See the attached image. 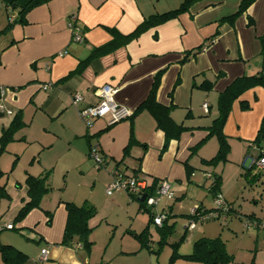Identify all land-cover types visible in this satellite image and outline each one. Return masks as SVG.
Listing matches in <instances>:
<instances>
[{
  "label": "crops",
  "instance_id": "crops-1",
  "mask_svg": "<svg viewBox=\"0 0 264 264\" xmlns=\"http://www.w3.org/2000/svg\"><path fill=\"white\" fill-rule=\"evenodd\" d=\"M243 1L193 0L177 17L90 59L94 48L111 39L109 29L127 35L149 16L178 9L183 0H48L21 17L17 10L4 6L7 21L0 23V31L6 22L10 27L0 36V88L4 89L0 119L8 122L0 124V135L20 112L24 126L18 131L21 136H13V141L27 139L33 127L37 148L31 152L24 178H13L9 187L4 185L8 198L0 199L4 209H0V245L22 252L26 256L23 264H111L110 260L93 259L90 249L86 250L76 236L67 245L61 243L67 219L64 202L70 201H51L43 196L38 208L15 221L28 201L25 179L45 173L50 158L46 154L55 144L54 138H64L71 146L69 150L74 149L71 156L83 161L90 159V148L97 150L103 160L98 170L105 169L103 188L112 181L113 171L125 176L136 174L147 187L155 183L157 188L167 181L174 195H182L177 200L202 182L195 174L197 170L211 186L212 176L219 175L208 174L201 165L208 164L218 151L217 138L209 136L208 128L218 115L219 95L236 79L264 73V0H255L239 12ZM71 15L76 16L81 43L71 40ZM157 75L156 102L169 107L171 119L186 128L164 152V134L154 119L145 111L135 113ZM46 85L48 89L43 90L41 86ZM105 85L118 90L115 102L130 110L132 116L113 126L99 119L87 127L78 110L96 105L99 89ZM74 94L82 98L77 106L72 105ZM240 101L249 103L250 109L242 111ZM203 104H207L206 111ZM263 116V87H254L235 100L223 126L229 147L243 149L248 142L249 147L255 145L260 151L253 141ZM186 165L192 169L190 175ZM252 165L242 174L247 182L245 174L253 176ZM122 196L113 200L118 202ZM126 198L138 202L128 193ZM7 225L13 229H5ZM44 249L47 259L39 262Z\"/></svg>",
  "mask_w": 264,
  "mask_h": 264
},
{
  "label": "rangeland",
  "instance_id": "rangeland-1",
  "mask_svg": "<svg viewBox=\"0 0 264 264\" xmlns=\"http://www.w3.org/2000/svg\"><path fill=\"white\" fill-rule=\"evenodd\" d=\"M2 21H7V18L0 0V23ZM7 122V119H0V124ZM20 133L16 131L13 136L18 138ZM35 140L32 127L27 132V139H16L6 144L0 154V168L4 172L0 183L3 186L9 187L13 178H24L25 166L31 162V152L37 148ZM54 140L55 144L46 154L50 158L46 160L49 166L44 172H49L50 190L44 196L51 201H70L77 206L87 202L95 208L96 214L88 221L91 229L88 240L91 242L93 259L110 260L111 264H170L173 245L177 244L178 257L171 264H201L182 256L191 254L193 243L199 238H219L225 252L231 257L227 264H264V233L257 227L264 222V171H259L256 166L250 168L251 175L257 176L256 181L247 182L242 175L259 153L255 145L249 147L247 142L243 149L231 146L227 160L217 159L209 165H201L208 174L220 176L217 193L230 207V210L226 207L218 219L204 220L196 223L194 229L185 230L190 223L188 216L200 204L205 210L215 208L214 195L208 193L211 181L203 179L201 170L195 172L202 182L194 190L187 192L180 200L175 198L182 195L174 193L172 200L162 199L157 212H161L164 205L162 212L167 215L166 225H171L172 229L160 245L156 226L148 224V212L139 210L136 200L126 201L124 191L114 192L112 196L105 194L111 183L102 187L105 169L98 170L91 159L85 158L83 161L71 156L74 149L69 150L71 146L64 138ZM118 195L125 196L116 202L113 199ZM147 226L149 245L153 246L154 252L141 248L135 238V234H140Z\"/></svg>",
  "mask_w": 264,
  "mask_h": 264
},
{
  "label": "trees",
  "instance_id": "trees-1",
  "mask_svg": "<svg viewBox=\"0 0 264 264\" xmlns=\"http://www.w3.org/2000/svg\"><path fill=\"white\" fill-rule=\"evenodd\" d=\"M47 1L48 0H2L5 8L17 10L19 17L24 15L28 10ZM192 1L193 0H183L180 7L176 10L149 16L148 18L144 19L138 26H136V28L131 33L127 35H122L114 29H109L108 32L111 35V39L106 44L94 48L88 59L107 54L121 46H124L128 42L136 39L139 35L146 32L147 30L159 26L167 22L168 20L177 17L181 12H184L188 9ZM254 1L255 0H244L239 7V12L245 11ZM9 27L10 24H7V26L2 31H0V36L6 34ZM261 52L264 55V35L261 38ZM87 60L80 62L77 70H80L85 65V62ZM157 86L158 75L154 78L152 88L147 98L141 103L135 113L145 111L154 119L156 128L158 130H161L164 134V143L161 149V152H164L169 142L172 140H178L180 135L186 130V128H184L182 125L176 124L171 119L169 107L162 106L156 102L155 92ZM257 86H261L264 88V73L236 79L222 93H220L217 104L218 115L213 121L212 125L208 128L209 136L214 135L217 138L218 151L217 154L206 163L210 164L217 159L227 160L229 145L227 143V137L223 133V126L229 115L231 105L244 92ZM239 106L242 111H248L250 109L249 103L244 101H240ZM23 126L24 123L22 121L21 113L17 112L13 116L9 126L1 132L0 154L4 150L6 144L10 141H13V134L23 128ZM253 143L259 146L260 151L264 148V116L261 119L259 130ZM127 151L128 150L126 148L125 155L128 154ZM260 151L256 159L259 157ZM186 170L187 175H190L192 169L186 165ZM135 175L136 174L127 177L136 178ZM245 175L248 177L247 179L250 178L249 181H255V179L257 178L256 175ZM3 176L4 173L0 169V180L3 178ZM48 179L49 172L44 173L42 176L38 177H26L24 184L27 187L28 201L20 209L18 215L15 218V221L22 220L30 210L39 207L42 197L50 190ZM219 185L220 177L212 176V184L209 188L212 195L215 196V194H217ZM155 190L156 184L154 183L152 184V186H148L146 188V193L148 196H152L155 193ZM130 197L132 196L130 195ZM1 198H8L5 193L4 186H0V199ZM64 206L67 213V219L61 243L63 245H67L69 242H71L72 238L76 236L78 238V242L81 243L86 250H89L91 242L88 240V236L91 232V229L88 227V221L96 214L95 208L87 202L83 203L81 206H77L71 202H64ZM226 207L227 210H230L229 205L226 204ZM139 209L143 210L142 212H148V224L152 223V213L145 207V202L139 203ZM197 210H202L203 213H208L211 211L205 210L200 206L197 207ZM188 217L190 220L194 218L192 215H189ZM166 223L167 219L162 223L161 227H156L157 232L160 235V245L165 241L166 236L171 232L172 229V226H168L166 225ZM185 230H187V227ZM135 238L140 242L141 248L150 249L151 252H154V248H151V245H149L148 226L144 228L140 234L135 235ZM173 247L174 251L171 259H169L170 264L173 263V261L176 260L175 258L178 257V254L176 252L177 244H174ZM182 257L188 261L201 264H227L231 260V257L225 252L224 244L219 238H199L193 243L191 254ZM0 259L2 264H23V262L26 260V256L10 245H0Z\"/></svg>",
  "mask_w": 264,
  "mask_h": 264
},
{
  "label": "built area",
  "instance_id": "built-area-1",
  "mask_svg": "<svg viewBox=\"0 0 264 264\" xmlns=\"http://www.w3.org/2000/svg\"><path fill=\"white\" fill-rule=\"evenodd\" d=\"M13 17L10 21H13ZM76 16L71 15L68 18V27L71 31V40L74 43H81L83 41L79 28L75 25ZM61 56V54H60ZM43 90H47L48 86H41ZM117 89L111 86L105 85L99 89V102L96 105L88 106L78 110V116L85 123L87 127L93 124L94 121L103 119L108 126H113L121 121L128 120L132 116V112L126 107L119 105L115 102L114 96L117 93ZM4 93V89L0 88V96ZM82 101V98L78 94L72 96V105L77 106ZM203 109L207 110V104H203ZM10 115L11 112L7 111ZM89 158L94 162L96 168H100L103 164L102 158L99 156L95 148H90ZM253 166H256L259 171H264V148L261 149L259 157L254 161ZM147 185L144 181L135 177H127L118 171H113L112 181L105 190L107 196H112L114 192L125 191L129 195L136 197L137 200L142 194H146L145 207L152 213V223L156 227H161L162 223L167 219V215L162 211L157 212V207L161 198L166 200H172L174 195L171 190L170 184L167 181H162L156 188L155 193L152 196H148L146 193ZM215 208L208 213H203L202 210L195 208L190 215L194 218L190 220L187 229H194L195 224L204 220L218 219L226 211V202L218 193L214 196ZM264 233V222L257 226ZM7 230H12V225L5 227ZM1 230V227H0ZM151 248L153 246L151 245ZM47 250L40 252L39 262L47 259Z\"/></svg>",
  "mask_w": 264,
  "mask_h": 264
},
{
  "label": "water",
  "instance_id": "water-1",
  "mask_svg": "<svg viewBox=\"0 0 264 264\" xmlns=\"http://www.w3.org/2000/svg\"><path fill=\"white\" fill-rule=\"evenodd\" d=\"M146 198V194H142L139 198H138V202L139 203H143L145 201Z\"/></svg>",
  "mask_w": 264,
  "mask_h": 264
}]
</instances>
